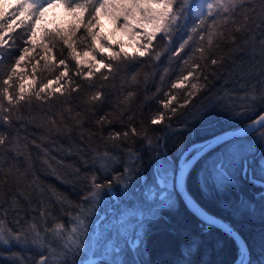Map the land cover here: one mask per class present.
<instances>
[{"label": "trees", "instance_id": "obj_1", "mask_svg": "<svg viewBox=\"0 0 264 264\" xmlns=\"http://www.w3.org/2000/svg\"><path fill=\"white\" fill-rule=\"evenodd\" d=\"M198 1L189 0L190 14L172 33L170 41L158 35L154 41L155 51L150 56L115 66L113 72L101 69V74L92 69L91 79L77 74L87 72V64L76 66L64 40H68L82 60L94 63L91 57L95 55L97 60L103 56V62L108 63V52L118 51L121 39L111 42L97 26L93 31L100 32L107 41L104 53L97 54L98 50L94 52L90 46L92 42L84 26L74 30L73 17L63 2L47 8L44 17L47 22L40 21L37 25L35 45L23 25L19 28L14 25L9 31L10 18H5L4 27L0 28V44H3L0 47V85L23 49L28 48L30 54L25 55V60L17 67V75L10 82L14 87L9 91H18L22 83L35 92L52 81L45 93L53 94L45 100L33 95L31 104H22L13 111L11 124L0 119V132L18 141L14 151L4 152L0 148V206H3L0 230L15 235L20 229L34 226L33 232L25 233L27 242L10 240L4 244L0 240V264H34L41 254L48 258L49 264H234L238 260L241 248L237 240L216 226L209 228L190 211L177 191L172 195V207L161 208L156 218L146 222L143 245L138 252L121 251L123 245L117 247L115 239L109 241V249L104 246L108 240L102 236L101 221L106 224L111 220L116 214L113 204L119 205V201H110L107 196L89 217L88 232L80 237L82 246L75 248L66 239L75 226L71 217L81 206L85 209L89 206L83 197L91 191L93 174L97 183L112 180L117 174H121V181L125 180L123 170L133 153L139 158L136 161L137 186H151L157 158L178 166L180 154L192 143L241 126L264 111V74L261 72L264 57L259 30L250 35L237 33L234 29L241 21L240 16L235 17L236 23L229 20L226 25L223 16H208L201 25V38L200 29L196 33L191 31L201 11ZM253 2L259 6L258 0ZM203 10L207 15L206 9ZM41 25L48 30L62 27L63 31L42 32ZM209 32L216 33L211 45ZM189 35L191 40H188ZM185 40L188 43L174 55ZM108 44L113 47L109 49ZM212 59L218 63L212 65ZM60 60H64L65 65H60ZM65 66L68 76L57 83ZM188 72L193 75L183 81L182 77ZM178 82H182L183 87L173 89L172 84ZM192 83L197 84V89L191 88ZM77 84L79 89L70 91ZM60 85H65L63 95L53 92ZM97 91L102 92V99L92 100ZM172 96L176 99L169 108H164V103ZM185 98L190 99L187 105H184ZM4 104L7 108L6 100ZM171 107H176L177 111L172 113ZM160 113L164 114V120L152 124V119ZM102 116L110 123L98 124ZM131 128L136 129V135L131 133ZM116 132H129V136L109 139V135ZM259 132H264V127L242 140L234 138L223 142L201 157L187 176V188L200 205L226 221L244 238L249 249L248 264H264V175L260 172L264 138ZM237 144L241 150L250 149L249 169L255 179L240 178L237 173L236 186L219 192L209 182L207 191H202L201 184L206 182L202 178H206L214 153L227 145L235 148ZM10 170L11 174L5 177L4 173ZM141 176L146 178V184L139 179ZM166 187L171 191V185ZM113 190L122 192L123 188L114 184ZM41 204L51 213L43 220L33 211ZM17 220L21 223L17 224ZM37 232L43 247L31 242ZM90 240L95 241L93 246ZM185 249H189L187 254Z\"/></svg>", "mask_w": 264, "mask_h": 264}, {"label": "snow or ice", "instance_id": "obj_2", "mask_svg": "<svg viewBox=\"0 0 264 264\" xmlns=\"http://www.w3.org/2000/svg\"><path fill=\"white\" fill-rule=\"evenodd\" d=\"M63 2L65 4L66 10L70 12L73 17L72 24L74 30L84 26L85 31L91 39V48L97 54L104 53V44L107 43L103 35L98 31H93L99 25V17L101 14H108L119 20L123 18L124 27L129 30L131 35L139 36L140 41H138V46L134 47L133 52H127L121 46L118 51H109L107 54L108 63H104V57L102 56L100 60L96 59L93 55L91 60L94 63L87 62L80 58V54L76 51L68 40L65 39L64 43L68 45L71 49V55L76 61V66L79 67L82 64H87V72H78L77 74H82L85 78L91 79L94 76L92 69H95V73H101V69L108 70L109 72L116 71L115 66L120 64H132L139 61L141 58L150 56L154 51V41L157 39L158 35L161 39L171 40L172 33L185 23L189 13V0H0V28L4 27L5 18H10V22L7 24L9 31L13 30V26L19 28L23 25L27 29L29 34V40L35 45L37 37V25L42 21L46 15L47 8L53 7L57 3ZM248 4L250 7H245ZM258 7L253 2V0H216L215 3L208 2L206 4V12L203 10L205 8L204 4L199 7L201 11L197 14V23L195 27L192 28V33H196L200 29L201 38H203V29L201 25L205 23L208 16H223V23L226 25L229 20L236 23L235 17L240 16L241 21L235 27L234 31L239 33L243 32L245 35H250L259 30L261 35L260 48L262 57H264V0H258ZM11 8V12L8 9ZM241 10V11H238ZM17 21L19 23H17ZM94 21V23H93ZM216 25V20L213 19V26ZM40 30L44 31H63L60 27L54 30H48L44 25L40 26ZM216 35L215 32H209L208 43L211 45L213 36ZM191 35H189L188 40H191ZM253 41L255 36L253 35ZM233 42H235V36H233ZM185 40L180 48L176 49L174 55L178 54L188 43ZM28 43V41H25ZM122 44V42H121ZM3 44H0L2 47ZM109 49L113 45H107ZM51 51V49H48ZM28 48L23 49V54H21L15 61V64L11 67L10 72L7 74V78L3 80L2 85H0V119L4 121L5 124H11L13 122V111L17 110L22 104H31L33 95L40 99L45 100L46 96H51L53 93H45V89L49 88L52 81L48 84L40 87L39 91L31 92L29 89L25 88L24 84L19 85L18 91H9L10 88L14 87L10 82L13 77L17 75V67L20 65L21 61L25 60V55H29ZM88 56V53H84ZM159 58V55H157ZM218 61L216 59L211 60L212 65H216ZM60 65H65L64 60L59 61ZM194 67H199L194 65ZM262 74H264V67L261 69ZM102 74V73H101ZM193 75L192 72H188L187 76L182 77L183 81L188 80V77ZM68 76V68L65 66L64 71L60 72L57 77L56 82L58 83L62 77ZM107 79V77H105ZM95 87L94 84L90 85ZM80 85L77 84L75 88L70 89V91H77ZM182 82L173 83L172 88L178 89L182 88ZM197 84L192 83L191 88L193 90L197 89ZM65 85H60L56 87L53 92L64 94ZM102 92L97 91L92 100L102 99ZM191 95V93H189ZM176 97L172 96L167 102L164 103V108H169L172 100ZM7 101L8 107H5L4 101ZM190 103V99L185 98L184 105ZM171 112L175 113L177 111L176 107H171ZM164 114L160 113L155 118L152 119V124L161 123L164 120ZM110 123L107 121L105 116L100 117L97 121L98 124L103 125L104 123ZM55 124V121H52ZM264 127V114L260 115L258 119L254 120L252 123L247 125V128L240 129V134L236 135V140L244 139L243 133L245 131L254 132L257 131V126ZM131 133L136 135V129L131 128ZM123 135L125 139L128 138L129 132H124L123 134L116 132L109 135V139H119ZM260 137L264 138V132H259ZM220 137H224L223 140ZM90 138V137H89ZM213 140L217 141L215 144H210L209 141L203 143L205 148H195V156L188 159L187 156L183 158L184 168L179 166H172L167 159H156V174L154 177L153 184L147 187L137 186L136 172L137 166L136 161L139 159L135 154L130 153V162L126 164L123 170V176L126 177L125 180L121 181V174H117L112 180H108L105 183H97V177L95 174L91 176V191L86 192L83 200L89 204L85 209L83 206L80 207L79 212L73 217L72 220L75 221V226L71 229L67 236V241L75 248H80L82 246L80 237L86 235L88 232V219L93 216L97 211V206L103 201L104 197L110 201H119V205L113 204V211L116 213L111 220L105 224L102 223V236L108 241L115 239L116 246L119 247L121 244L123 248L131 251H139L143 245L144 232L146 229V222L149 219H154L158 216L161 208L172 207L173 200L172 195L176 191H180L181 188L185 191V177L187 175L188 169L192 163L198 159L203 153L219 145L221 142H227L228 135L217 136ZM212 141V140H211ZM18 141L9 139L6 132H0V148L4 149V152L14 151ZM35 144V141L32 142ZM151 143V141H149ZM39 148V145H36ZM45 155H47V150H43ZM249 150H241L240 146L237 144L235 148L232 145H227L225 148L221 149L220 152L214 153L215 158L212 159L211 166L206 170V182L201 184V190L207 191V185L210 182L215 186L216 190L219 192L225 191L229 186H236L239 183L237 179V173L240 178H247L250 181L254 180L251 170L249 169ZM107 156V153L104 154ZM261 175H264V152L261 153ZM47 163V160H45ZM106 167V165H101ZM11 167H15L12 165ZM11 174V170L8 173H4L5 177ZM143 180L145 184L147 183L146 178L141 176L139 178ZM5 182H7L5 180ZM260 183V181H256ZM119 184L123 188V191H114L113 185ZM166 185H171V191H169ZM101 192L104 195H101ZM264 195V193H262ZM190 196V195H189ZM191 198V196H190ZM59 199V198H58ZM192 199V198H191ZM198 206V205H197ZM3 206H0L2 208ZM199 207V206H198ZM6 209L4 212L6 213ZM20 211V210H18ZM33 211L38 212V216L43 220L51 213L41 204V207ZM203 216H200L205 224L210 228L212 225L220 223L215 216L209 215L203 211ZM99 219V217H97ZM107 220V217H105ZM17 224L21 223L20 220L16 221ZM231 236H233L237 241L240 240L237 233L232 231V229L220 223ZM34 226H30L27 229H20L15 235L11 232H4L0 230V240L4 244H8L10 240H15L16 242H27L25 233L33 232ZM106 234V235H105ZM8 236L5 239V236ZM33 244H37L43 247V243L40 234L37 232L33 237ZM65 248L68 244L64 245ZM185 254L189 249H185ZM34 264H49L48 258L41 254L39 260L35 261ZM237 264H248V255L246 248H241L239 252V259Z\"/></svg>", "mask_w": 264, "mask_h": 264}, {"label": "water", "instance_id": "obj_3", "mask_svg": "<svg viewBox=\"0 0 264 264\" xmlns=\"http://www.w3.org/2000/svg\"><path fill=\"white\" fill-rule=\"evenodd\" d=\"M262 114H264V111L261 112L260 114H258L257 116H255L254 118L250 119L249 121L245 122V123L242 124L241 126H238V127H235V128H229V129H226V130H224V131L219 132L218 134H215L214 136H211V137L206 138V139H204V140H201V141H197V142L192 143L191 145H189V146H188V147H187V148H186V149L180 154V156H179V158H178V166L180 165V167L183 169V168H184L183 158H184L185 156H187L188 159H191L192 156H195V155H196V152L194 151V149H195V148H205L206 146L203 145L204 142L209 141L210 144H215V143H217V141L213 140L215 137H217V136H223V135H226V134L228 135V140L234 139V138H236V135H239V134H240V129H242V128H247V125H248V124H250V123H252L254 120L258 119V117H259L260 115H262ZM260 128H261V127L258 125V126H257V130H259ZM254 132H256V131H254ZM254 132L245 131V132L243 133V136H248V135H250V134H252V133H254ZM220 139L223 140L224 137H220ZM211 140H212V141H211ZM228 140H227V141H228ZM222 143H223V142H221L220 144H222ZM220 144H219V145H220ZM219 145H216L214 148H212V149L206 151L205 153H203L198 159H196V160L192 163V165H191L190 168L188 169L187 175H186V177H185V191H184L183 188H181L180 191H179V190L177 191L178 194L180 195L181 199L186 203V205H187L188 208L190 209V211L193 212V213H194L199 219H201V220H202V218H201L200 216H203V212L201 211V209H202L203 211H205L206 213H208L209 215H212V214H211L210 212H208L204 207H202V206L200 205V203L196 200V198H194V197L191 195V193L189 192V190H188V188H187V182H186V181H187V176H188V173L191 171V169L194 167V165H195V164L201 159V157H203L206 153H208L209 151L215 149V148H216L217 146H219ZM189 195L191 196L192 199L190 198ZM197 205H198L199 207H198ZM212 216H214V215H212ZM215 217H216V216H215ZM216 218H217V220H218L220 223L229 226V227L232 229V231H234L235 233H237V235H238L239 238H240V240L237 241V242L239 243L240 248H246V250H247V255H248V261H249V249H248L247 243H246V241L244 240V238L240 235V233H239L238 231L234 230V229L232 228V226H230V224H228L226 221H224V220H222V219H220V218H218V217H216ZM202 221H203V220H202ZM220 223H218V224H216V225H213V226H216V227L220 228L221 230L225 231L226 233H228L223 227L220 226ZM228 234H229V233H228ZM232 237H233V236H232ZM238 259H239V258H238ZM237 261H238V260H237ZM237 261H236L234 264H237Z\"/></svg>", "mask_w": 264, "mask_h": 264}, {"label": "rangeland", "instance_id": "obj_4", "mask_svg": "<svg viewBox=\"0 0 264 264\" xmlns=\"http://www.w3.org/2000/svg\"><path fill=\"white\" fill-rule=\"evenodd\" d=\"M210 2V0H199L198 4H204L206 9V4ZM43 22H47L46 18L42 20ZM123 18L116 20L112 16L108 14H101L100 15V22H99V31L104 32L111 42H115L116 39H121V46L129 51H134V47L138 46V41H140L139 36L131 35L129 30L126 29L124 26ZM108 49V48H105ZM104 200H106L104 198ZM91 242V240H90ZM95 241L91 242L90 245L93 246ZM104 246L108 249L110 248L111 242L105 241Z\"/></svg>", "mask_w": 264, "mask_h": 264}, {"label": "bare ground", "instance_id": "obj_5", "mask_svg": "<svg viewBox=\"0 0 264 264\" xmlns=\"http://www.w3.org/2000/svg\"><path fill=\"white\" fill-rule=\"evenodd\" d=\"M187 182V181H186ZM213 215V214H212ZM231 226V225H230ZM233 228V227H232ZM234 229V228H233Z\"/></svg>", "mask_w": 264, "mask_h": 264}]
</instances>
